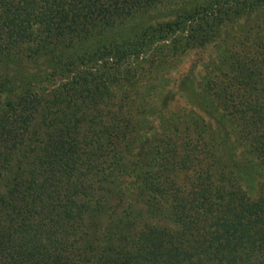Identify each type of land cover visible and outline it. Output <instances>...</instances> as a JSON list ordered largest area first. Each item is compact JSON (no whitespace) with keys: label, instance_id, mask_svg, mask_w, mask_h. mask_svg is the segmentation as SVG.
<instances>
[{"label":"trees","instance_id":"obj_1","mask_svg":"<svg viewBox=\"0 0 264 264\" xmlns=\"http://www.w3.org/2000/svg\"><path fill=\"white\" fill-rule=\"evenodd\" d=\"M180 1L0 0V264H264V194L243 195L225 138L193 111L153 131V111L132 94L148 45L201 46L264 0H209L132 41L77 54ZM260 33V60H230L243 105L226 123L241 158L264 174ZM41 66L49 72L24 76ZM187 165L202 178L193 198L176 184Z\"/></svg>","mask_w":264,"mask_h":264},{"label":"rangeland","instance_id":"obj_2","mask_svg":"<svg viewBox=\"0 0 264 264\" xmlns=\"http://www.w3.org/2000/svg\"><path fill=\"white\" fill-rule=\"evenodd\" d=\"M209 2V0H182L166 7L157 8L126 23L121 28L114 29L111 33L83 44L77 49V54L93 52L112 44L127 43L151 28L173 22L184 12H191ZM239 19L233 23L224 22L219 25L208 42L201 46H185L182 49L179 43L173 45L169 39L168 43L159 41L155 44L154 41L153 45H148L144 48L148 58L145 60L146 62L140 63L138 66L136 79L139 81L135 84L132 94H137L139 91L134 99L145 97V102L153 111V120L151 121L153 131H157L159 124L172 118L173 115H182V113L190 111L200 115L213 129L218 130L228 144L239 176H242L241 191L244 193L243 195L257 200L264 194V174L256 171L241 158L240 149L234 144V128L227 124L226 120L228 114L233 111V107L237 106L236 108L239 109L243 105L242 101L237 100L239 88L231 79L230 60L234 56L246 57L248 61L260 60L257 53L253 51L256 50L254 43L258 41L255 40L257 39V27L264 30V8L249 15L248 20ZM260 34L264 35V33ZM157 45L160 47L159 52ZM172 46H176V48L173 50ZM48 72L47 66H41L24 71V76L42 75ZM208 87H211L210 91H208ZM128 89V87L125 88L127 92ZM222 89H225V93H221ZM207 92L210 93V96L207 95ZM117 95H120V91ZM118 96L115 99L116 103L119 99ZM201 96L206 99H202ZM3 98L4 96L0 97V102ZM210 99L218 100L221 105H217L218 108L215 109ZM127 105L129 106L130 102ZM129 109L130 107L123 111L127 112ZM127 116H133V114ZM101 156L103 159L104 152H101ZM102 163H89V166L92 171L95 169L100 171L104 168L105 162L102 161ZM187 166L179 175L176 184L181 186L179 188L181 195L187 191L188 196L190 194L189 197L193 198L194 192L202 187L200 185L202 178L196 177L191 171V167ZM187 198L185 197V199ZM237 207L230 206L228 214L238 211ZM225 214L227 213H223L222 216ZM212 222L208 221V229L214 227L211 225ZM49 229L50 225L46 224L40 229V232L47 234Z\"/></svg>","mask_w":264,"mask_h":264}]
</instances>
